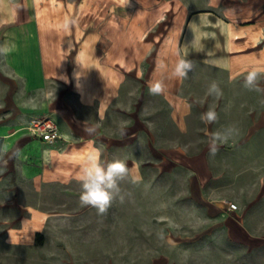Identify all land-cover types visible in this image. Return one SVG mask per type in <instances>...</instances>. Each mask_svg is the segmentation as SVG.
Returning a JSON list of instances; mask_svg holds the SVG:
<instances>
[{
  "label": "crops",
  "instance_id": "0c3cea01",
  "mask_svg": "<svg viewBox=\"0 0 264 264\" xmlns=\"http://www.w3.org/2000/svg\"><path fill=\"white\" fill-rule=\"evenodd\" d=\"M65 19L76 21L68 32L63 28ZM28 39L34 45H27ZM5 43L10 51L0 55L2 152L8 151L13 138L16 144H30L21 133L25 128L21 114L19 118L9 114V110L23 113L25 104L32 114L51 115L63 137L58 142L61 151L49 156L53 163L44 175L48 181L78 182L88 154L97 150L103 160L108 147L126 149L130 174L141 180V164L148 163L137 160L136 146L146 138L149 154L143 159L157 160L162 172L171 171L169 164L172 169L182 168L190 176L192 192L198 194L195 199L209 218L222 220L231 240L245 246L264 245V219H257L262 224L254 230L246 215L228 208L224 176L230 172L211 167L207 148L192 152L188 145L179 144L189 134L192 105L183 91L185 79L171 77L179 58L195 59L231 77L242 75L246 65L264 62V0H203L201 4L199 0H129V4L124 0H0V46ZM30 51L39 65L37 75L23 66L32 63ZM162 61L168 65L166 73L157 68ZM157 79H165L166 93L158 96L169 107L167 119L161 106L144 105L149 82ZM56 81L69 86L72 100L57 102ZM135 83L139 89L133 88ZM40 96L47 99L42 103ZM134 96L139 97L138 104ZM141 111L157 117L145 118ZM34 142L44 144L38 138ZM167 142L172 149L162 147ZM260 160L263 165L264 153ZM247 176L248 171L234 179L246 193L253 186ZM258 179L255 205L264 201V174ZM7 207L6 198L0 199V208L5 209L0 213V239L5 247L33 242L44 214L34 210L32 220L25 219L22 228L8 233Z\"/></svg>",
  "mask_w": 264,
  "mask_h": 264
},
{
  "label": "rangeland",
  "instance_id": "374dc122",
  "mask_svg": "<svg viewBox=\"0 0 264 264\" xmlns=\"http://www.w3.org/2000/svg\"><path fill=\"white\" fill-rule=\"evenodd\" d=\"M202 1L199 0L200 4ZM26 43L34 45L33 39ZM28 57L32 63L23 66L37 75L39 65L32 61L34 52L30 51ZM191 60L195 67L185 79L183 89L192 105L189 134L178 142L188 145L192 152L207 148L211 167L231 173L224 176L227 205L236 204L237 211L250 219L254 230L258 229L262 223H257V219H264V201L255 205L258 188L254 184L264 174V164H259L264 153V93L244 88V74L231 77ZM213 82L221 88V96L208 94ZM55 85L57 102L73 99L69 86L59 81ZM259 87L264 88V78ZM133 88L139 89V84L135 83ZM133 98L138 104L139 97ZM39 99L43 103L47 98ZM144 105L161 106L165 112L162 117L169 116V107L158 95L147 91ZM23 107V113L9 110V114L23 117L25 128L21 133L30 144H16L13 138L7 145L6 153L13 158L6 167L0 166V199L6 198L8 202V233L11 228H22L25 219L32 220L34 210L42 212V239H37V232L33 242L8 247L0 239V264H264V245L245 246L231 240L220 224L222 220L209 218L207 209L195 199L198 194L192 192L190 176L182 168L172 169L169 164L167 169L171 171L162 172L157 168V160L143 159L149 154L146 138L137 144L136 158L148 164H141L142 178L138 183H131L130 177L120 183L123 202L115 200L104 215H98L91 206H81L79 182L48 181V176L44 177L52 168L49 156L61 148L59 143H35L32 126L52 116L43 112L32 114L26 104ZM208 110L218 114V120L212 124L201 120ZM143 112L140 115L145 118L156 116L154 112ZM232 125L239 129L238 135L219 144L218 151L211 154V135ZM169 131L175 133L174 129ZM172 146L162 143L167 149ZM114 159L123 160L129 168L126 149L108 147L102 162ZM246 171L253 183L247 193L234 181ZM0 213L4 214L5 209L0 208Z\"/></svg>",
  "mask_w": 264,
  "mask_h": 264
},
{
  "label": "clouds",
  "instance_id": "9594fccd",
  "mask_svg": "<svg viewBox=\"0 0 264 264\" xmlns=\"http://www.w3.org/2000/svg\"><path fill=\"white\" fill-rule=\"evenodd\" d=\"M124 3L129 4V0H124ZM74 19H65L63 28L66 32L71 30L75 25ZM14 46V45H13ZM10 51L9 45L5 43L0 46V55H7ZM205 63L215 65L213 60H205ZM194 61L187 58H179L171 69V77L179 80L189 78V73L194 70ZM157 68L161 73L168 71V65L165 62H160ZM244 74L243 87L248 90H254L259 93H264V88L259 87V82L264 78V62L258 61L252 65H246L242 68L241 73ZM149 93L152 95H164L167 87L165 79H157L149 82ZM208 94L221 96L222 90L216 82H213L208 88ZM104 99L100 101L101 108H104ZM111 103V98L107 101ZM101 118L103 114L101 112ZM202 122L212 124L218 120V114L215 110H208L201 116ZM86 132L91 133L93 129L85 128ZM239 129L235 126H229L223 131L213 133L209 141V151L215 154L218 151L219 144L227 143L229 139L238 135ZM7 156V158H5ZM13 157L5 152H0V166L6 167L7 163ZM131 183H138L140 177L131 175L126 163L120 159H114L111 162H102L101 154L97 150H93L86 157L85 163L81 168L80 174L76 177L81 185L79 201L81 206H91L96 209L98 215H104L117 199L123 202L124 195L120 187V183L129 179ZM24 222H22L23 224Z\"/></svg>",
  "mask_w": 264,
  "mask_h": 264
},
{
  "label": "built area",
  "instance_id": "2783aa9c",
  "mask_svg": "<svg viewBox=\"0 0 264 264\" xmlns=\"http://www.w3.org/2000/svg\"><path fill=\"white\" fill-rule=\"evenodd\" d=\"M32 132L38 139L50 145H54L63 139L58 125L51 118L34 122ZM228 208L231 211L238 210V206L234 203H228Z\"/></svg>",
  "mask_w": 264,
  "mask_h": 264
},
{
  "label": "trees",
  "instance_id": "16d2710c",
  "mask_svg": "<svg viewBox=\"0 0 264 264\" xmlns=\"http://www.w3.org/2000/svg\"><path fill=\"white\" fill-rule=\"evenodd\" d=\"M3 146H4V140L3 138H0V152L3 151ZM37 239H42V235L40 233L37 234Z\"/></svg>",
  "mask_w": 264,
  "mask_h": 264
}]
</instances>
